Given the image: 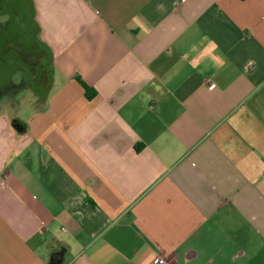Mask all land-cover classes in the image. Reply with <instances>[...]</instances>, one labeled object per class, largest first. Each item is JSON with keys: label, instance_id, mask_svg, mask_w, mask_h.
I'll return each mask as SVG.
<instances>
[{"label": "crops", "instance_id": "obj_1", "mask_svg": "<svg viewBox=\"0 0 264 264\" xmlns=\"http://www.w3.org/2000/svg\"><path fill=\"white\" fill-rule=\"evenodd\" d=\"M28 1L51 78L0 100V264H264V0Z\"/></svg>", "mask_w": 264, "mask_h": 264}, {"label": "flooded vegetation", "instance_id": "obj_2", "mask_svg": "<svg viewBox=\"0 0 264 264\" xmlns=\"http://www.w3.org/2000/svg\"><path fill=\"white\" fill-rule=\"evenodd\" d=\"M0 1H3L5 4L4 7L0 6V28H3L12 23L20 14L13 5H9V0ZM22 29L24 30L23 27ZM4 36V34H1L0 38H4ZM15 39L17 38L15 37ZM1 49L4 50V52L13 50L15 54L13 55V65L7 61L6 56L4 57V52L0 54V63H2V67L4 68V70H0V86L7 85L12 89L18 90L30 84V86L40 92L42 86L46 87V85H48L50 79V60L48 50L45 49L44 46H37L35 42H33L31 49L25 51L24 47L20 46V41L16 40L3 46ZM44 59L46 60L45 63L43 62ZM11 66H22L24 68L18 82L12 79L15 72L14 70L8 69Z\"/></svg>", "mask_w": 264, "mask_h": 264}, {"label": "rangeland", "instance_id": "obj_3", "mask_svg": "<svg viewBox=\"0 0 264 264\" xmlns=\"http://www.w3.org/2000/svg\"><path fill=\"white\" fill-rule=\"evenodd\" d=\"M0 6H2V7L5 6L3 1H0ZM20 30H21V32H20ZM23 31L25 32V29L23 30L22 27H20V25L16 21H13L12 23L8 24V26L0 28V35L1 34L5 35L4 38H0V54L4 52V50L1 49L3 46H5L8 43H11L13 41H16V40L20 41V46H23L25 51H29L31 48H29L27 46L26 38L24 36ZM15 37L17 39H15ZM0 73H1V71H0ZM24 88L25 87H23V89L19 88L18 90H16V89H12L11 87H8V86H0V100L5 99L6 97H8L11 94H13L14 98H16L17 95L20 96L21 94L25 93L26 89H24ZM34 105L36 106L37 104L34 103ZM15 110H16V108H15ZM29 111L30 110L27 111V109L24 110L22 112V115L27 116Z\"/></svg>", "mask_w": 264, "mask_h": 264}, {"label": "water", "instance_id": "obj_4", "mask_svg": "<svg viewBox=\"0 0 264 264\" xmlns=\"http://www.w3.org/2000/svg\"><path fill=\"white\" fill-rule=\"evenodd\" d=\"M9 5H13L16 10H18L20 16L18 18H15L14 21H16L20 27H23L25 29L24 32V36L26 38V43L27 46L29 48H31L33 42H35V37H34V33H33V29H34V24L32 21V15H31V7H30V3L28 0H9L8 1ZM23 14V16H22ZM23 18L24 19V23L21 24L19 22V19ZM21 32V30H20ZM49 52V51H48ZM46 59V58H45ZM43 60V62L45 63L46 60ZM14 61V58H12V60H9V63ZM50 78H51V70H50ZM50 81V79H49ZM41 91L40 92H44L46 87L42 86L41 87Z\"/></svg>", "mask_w": 264, "mask_h": 264}, {"label": "built area", "instance_id": "obj_5", "mask_svg": "<svg viewBox=\"0 0 264 264\" xmlns=\"http://www.w3.org/2000/svg\"><path fill=\"white\" fill-rule=\"evenodd\" d=\"M186 0H182V2H184ZM210 88H215L216 87V83L212 82L209 86ZM156 263H159V264H163L166 262V259L164 258V256H158L155 260Z\"/></svg>", "mask_w": 264, "mask_h": 264}]
</instances>
